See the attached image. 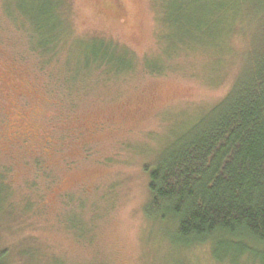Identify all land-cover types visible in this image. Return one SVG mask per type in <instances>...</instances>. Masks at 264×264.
<instances>
[{"label":"rangeland","instance_id":"374dc122","mask_svg":"<svg viewBox=\"0 0 264 264\" xmlns=\"http://www.w3.org/2000/svg\"><path fill=\"white\" fill-rule=\"evenodd\" d=\"M38 2L0 0V249L9 264H227L212 240L178 246L172 224L145 207L158 155L240 76L244 16L223 46L190 48L176 23L164 24V11L177 17L176 0H63L64 38L45 54L31 37ZM101 39L129 49L136 65L120 76L83 70Z\"/></svg>","mask_w":264,"mask_h":264},{"label":"trees","instance_id":"16d2710c","mask_svg":"<svg viewBox=\"0 0 264 264\" xmlns=\"http://www.w3.org/2000/svg\"><path fill=\"white\" fill-rule=\"evenodd\" d=\"M62 2L29 5L36 14L31 37H38L35 45L45 54L64 38ZM170 9L177 17L172 20L164 11V24H177V41L191 42L183 47L200 41L206 45L200 48L208 49L215 41L223 46L242 16L250 46L231 90L200 120L178 132L152 164L146 216L171 223V240L178 246L212 240L219 263L242 264L245 259L243 264H264V0H176ZM105 40L88 47L83 70L94 67L117 76L136 65L127 61L135 57L129 49ZM9 263L8 251L0 249V264Z\"/></svg>","mask_w":264,"mask_h":264}]
</instances>
